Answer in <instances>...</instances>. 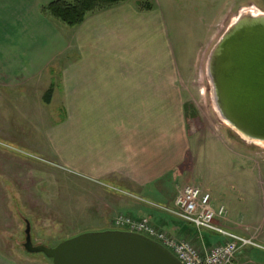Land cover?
Masks as SVG:
<instances>
[{"label": "rangeland", "instance_id": "rangeland-1", "mask_svg": "<svg viewBox=\"0 0 264 264\" xmlns=\"http://www.w3.org/2000/svg\"><path fill=\"white\" fill-rule=\"evenodd\" d=\"M52 1L0 0V26L12 27L8 39L4 37L5 31H0L3 36L0 38V77L2 69L9 64L7 57L21 50L22 38L28 41L25 51L19 55L18 75L20 81H27L28 77L30 84L25 87L31 89L6 93L0 88V245L8 254L13 253L15 260L25 264H53L42 253L26 251L28 221L35 245L55 246L82 232L113 228L116 216L130 207L125 201L136 197L132 191L122 188L121 181H95L54 156L52 139L58 129L55 126L62 122L66 110L61 108L59 94L55 101L46 104L43 90L53 82L57 87H66L56 70L65 67L71 51L67 49L58 58L56 54L64 42L67 46L73 31L44 12ZM131 1L145 9L160 8L174 45L179 66L175 65V69L185 77L181 100L186 101L193 134L190 153L193 170H186L180 179L166 184L163 192L168 199L164 203L172 200L185 184L205 187L202 180L224 191L232 183V173L234 176L249 167L255 170L254 182H257L264 169V144L244 138L221 118L212 100L207 62L213 47L242 9L254 4L263 6L264 1ZM212 33L216 36L211 40ZM48 64L52 68L39 77L42 65ZM148 200L162 203V199L153 197L140 201L148 203ZM221 200L226 197L222 196ZM225 207L233 209L237 222H250L246 217L264 219V202L260 197L254 196L247 204L234 200ZM205 236L210 244L224 241L223 237L208 232ZM254 238L263 247L242 250L239 257L244 264H264V237Z\"/></svg>", "mask_w": 264, "mask_h": 264}, {"label": "crops", "instance_id": "crops-1", "mask_svg": "<svg viewBox=\"0 0 264 264\" xmlns=\"http://www.w3.org/2000/svg\"><path fill=\"white\" fill-rule=\"evenodd\" d=\"M140 6L127 0L91 13L81 25L71 28V39L66 47L64 42L56 55L63 56L67 49L71 54L64 68H53L60 72L57 77L61 75L66 87H57L55 82L48 88L43 87L44 102L50 104L59 94L61 108L66 110L62 122L55 126L58 129L54 128L53 153L61 163L95 181H121L122 188L136 196L125 201L130 204L125 213L136 219L150 217L160 229L199 241L193 226L188 227L161 212L150 204L153 200L142 203L150 197L162 199V203L153 202L157 204L173 202L176 196L164 203L168 197L163 191L167 189L166 184L180 179L192 168L193 134L186 101L181 100L185 77L175 69V65L179 66L164 16L160 8L151 10ZM254 6L264 12V5ZM10 29L0 26L7 39ZM212 34L211 40L216 36ZM26 45L28 41L22 38L21 50L7 57L9 64L5 71L2 69L0 77V88L6 93L31 89L25 87L30 84L28 77L27 81H20L18 75L19 55ZM51 68L49 64L42 65L39 77ZM51 88L53 95L47 103L44 97ZM254 171L249 167L234 176L232 173V183L224 191L202 180L205 181L203 188L212 195L213 207L219 208L234 200L247 204L254 196L264 202V169L257 182H254ZM222 196L226 200H221ZM234 215L233 209L228 208L226 217L219 222L238 233L264 237V219L246 217L250 222L243 223L234 220ZM11 254L0 245V264H25ZM240 254L238 261L243 263Z\"/></svg>", "mask_w": 264, "mask_h": 264}, {"label": "water", "instance_id": "water-1", "mask_svg": "<svg viewBox=\"0 0 264 264\" xmlns=\"http://www.w3.org/2000/svg\"><path fill=\"white\" fill-rule=\"evenodd\" d=\"M214 105L244 138L264 144V12L244 8L213 47L207 62ZM28 253L53 264H183L161 243L121 229L87 231L55 246L35 245L27 222Z\"/></svg>", "mask_w": 264, "mask_h": 264}, {"label": "built area", "instance_id": "built-area-1", "mask_svg": "<svg viewBox=\"0 0 264 264\" xmlns=\"http://www.w3.org/2000/svg\"><path fill=\"white\" fill-rule=\"evenodd\" d=\"M175 219L193 226L196 239H184L156 226L150 217L134 218L120 213L114 220V229L143 234L168 248L183 264H244L238 261V254L248 247L262 248L253 236L238 233L222 223L227 215L225 206L215 208L212 195L198 184L185 185L168 205L150 203ZM219 235L223 242L208 244L205 233Z\"/></svg>", "mask_w": 264, "mask_h": 264}, {"label": "trees", "instance_id": "trees-1", "mask_svg": "<svg viewBox=\"0 0 264 264\" xmlns=\"http://www.w3.org/2000/svg\"><path fill=\"white\" fill-rule=\"evenodd\" d=\"M126 1L127 0H54L44 8V12L49 13L62 24L74 28L81 25L89 14L110 9ZM52 95L53 89L51 88L44 97L47 103L51 102Z\"/></svg>", "mask_w": 264, "mask_h": 264}]
</instances>
